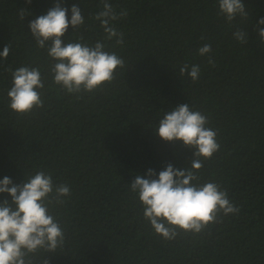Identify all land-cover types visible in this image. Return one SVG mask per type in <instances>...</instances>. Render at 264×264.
<instances>
[{
  "label": "trees",
  "instance_id": "1",
  "mask_svg": "<svg viewBox=\"0 0 264 264\" xmlns=\"http://www.w3.org/2000/svg\"><path fill=\"white\" fill-rule=\"evenodd\" d=\"M242 2L248 19L229 24L218 0H109L117 13L127 11L113 22L124 34L118 46L94 19L101 0H0V53L10 45L7 59L0 57V180L22 184L42 170L71 189L65 204L50 206L64 246L41 250L35 264H264V43L257 31L264 29V0ZM57 3L69 20L73 4L85 18L76 31L69 25L65 43L81 35L90 45L102 41L125 62L113 83L80 99L53 83L55 61L28 27ZM21 8L29 13L24 21ZM239 29L245 44L233 36ZM204 44L212 51L201 56ZM184 64L200 66L198 81L180 75ZM29 65L44 78V107L19 116L9 107V68ZM187 103L208 117L220 144L203 162L200 183L219 184L240 211L221 214L199 235L165 241L144 219L130 184L149 169L158 177L168 164L190 167L193 150L156 131L164 113Z\"/></svg>",
  "mask_w": 264,
  "mask_h": 264
},
{
  "label": "clouds",
  "instance_id": "2",
  "mask_svg": "<svg viewBox=\"0 0 264 264\" xmlns=\"http://www.w3.org/2000/svg\"><path fill=\"white\" fill-rule=\"evenodd\" d=\"M32 0H26L31 4ZM102 11L94 16L105 33L104 39L115 45L124 44V34L115 25L127 16L126 10L115 11L109 0H101ZM219 12L231 24L239 16L247 20L249 12L242 0H218ZM68 8L57 3L46 15L31 21L28 27L36 45L45 49L55 61L50 67L53 83L67 94H75L77 99L85 93L102 90L116 79L118 68H124V60L115 52L106 51V44L97 41L90 45L81 35L76 42L65 43L63 37L69 25L76 31L85 24L78 5ZM29 13L21 8L19 18L25 20ZM264 24V18L259 21ZM259 39L264 43V29L258 28ZM233 36L241 44L247 42V34L239 29ZM203 39V37H202ZM210 44L198 49L201 56L211 53ZM10 45H6L0 57L7 59ZM209 64L215 61L209 57ZM190 69V70H189ZM12 86L7 95L9 107L19 116L32 115L44 107L42 92L44 78L39 67L21 66L14 71L9 68ZM189 75L193 83L198 81L200 66L184 64L180 75ZM209 119L200 111H193L189 104H180L164 113L156 131L164 141L183 145L193 150L194 159L190 167L176 169L168 164L157 173L149 169L147 178L137 175L130 184V191L137 194L143 206V216L152 226L154 233L165 241L175 240L182 232L199 235L210 225L224 216L238 214L240 209L229 200L227 190L215 182L200 183L203 162L211 160L220 149L217 131L209 127ZM0 194L11 197L0 202V264H35V256L41 250L57 252L65 243V233L59 221L51 214L50 206L63 205L71 195L66 183L56 184L51 173L38 171L27 176V181L14 184L5 176L0 180ZM42 264H49L42 259Z\"/></svg>",
  "mask_w": 264,
  "mask_h": 264
}]
</instances>
